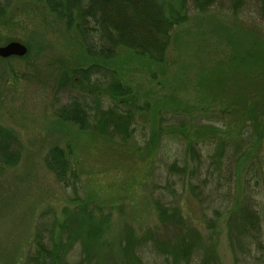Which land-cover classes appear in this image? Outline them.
I'll use <instances>...</instances> for the list:
<instances>
[{"label":"rangeland","instance_id":"374dc122","mask_svg":"<svg viewBox=\"0 0 264 264\" xmlns=\"http://www.w3.org/2000/svg\"><path fill=\"white\" fill-rule=\"evenodd\" d=\"M235 13L221 8L191 13L187 23L174 30L166 66L154 77L135 62L129 66L124 80L131 84L138 104L150 107L138 116L140 124L127 143L132 153L93 134L79 133L72 123H59L55 110L72 96L67 90L58 94L59 79L66 65L76 67L81 62L83 42L42 1H10L0 16V47L19 42L28 53L0 59V128L13 133L22 145L19 163L0 175V264H25L42 213L53 210L62 221L64 209L74 211L77 206L73 191L64 190L45 165L48 152L56 146L70 152L77 163L79 199L110 213L104 236L108 244H118L125 226L139 237L155 228L154 202L163 196L181 208L207 245L217 246L221 264H235L223 210L216 231L209 230L205 219L214 220L216 212L202 208L191 193L192 186L218 189L219 196L225 193V176H212L216 147L200 142L195 148L200 156L194 157L185 136L165 130L212 126L234 147L233 152L264 132V71H252L259 66L247 56L254 53L261 57L256 60L263 61L264 12L245 3ZM247 103L256 109V122L245 118ZM156 132L161 133L158 139ZM260 143L264 153V136ZM152 147L154 154L149 155ZM251 153H256L254 148ZM241 157L243 162L244 154ZM175 162L186 168L184 175L169 170ZM242 162L233 166L235 171L245 168ZM234 183L239 189L231 196L235 201L242 192L241 181ZM261 183L255 197L264 209V179ZM75 250L78 254L79 245ZM145 252L153 262L162 261ZM115 254L111 252L110 258L116 259ZM100 259L95 257L97 262ZM110 260L107 264L114 263Z\"/></svg>","mask_w":264,"mask_h":264},{"label":"trees","instance_id":"16d2710c","mask_svg":"<svg viewBox=\"0 0 264 264\" xmlns=\"http://www.w3.org/2000/svg\"><path fill=\"white\" fill-rule=\"evenodd\" d=\"M10 1L0 0V16L5 15ZM34 1H42L83 42L79 44L84 53L81 62L76 67L66 65L59 79L58 94L67 90L73 96L70 102L55 110L59 123H72L79 127V133L93 134L107 145L130 152L127 143L140 124L138 116L148 112L150 107L148 103L138 104L131 84L124 80L129 66L135 62L139 70L147 69L153 77L163 71L174 30L186 24L191 13L206 14L221 8L236 15L235 11L241 10L245 3L264 12V0ZM247 56L253 59L249 60L253 65L259 66L252 71L258 73L260 68L264 71L263 57L262 61L256 60L261 57L254 53ZM75 92H78V99H75ZM104 104L108 107L103 108ZM253 106L244 105L249 108L245 118L252 117L255 121L258 114L251 108ZM165 130L185 136L188 152L194 157L200 156L195 149L200 142L216 147L213 156L216 169L212 176L214 173L221 178L225 176L222 178L225 193L219 196L218 189L205 191L201 186H192L191 193L202 208L206 206L216 212L214 220L205 219L209 230L216 231V221L223 210L235 264H264V209L255 197V193L262 190L264 179V153L259 149L264 132L252 136L243 143L241 150L233 152L234 147L219 137L218 130L212 126L196 131L182 125L178 128L168 126ZM160 134L156 132L154 139ZM253 148L256 153H251ZM21 152L18 138L0 128V175L5 168L19 163ZM150 154H154V150ZM243 154L245 163L242 162ZM238 161L245 165L242 171L233 168ZM45 165L64 190L73 191L77 206L74 211L64 209L62 221L53 210L40 215L25 264H107L110 259L114 262L110 264H221L217 246L207 245L181 208L165 201L163 196L154 202L158 220L155 228L139 237L132 227L125 226L118 244H108L104 236L109 229L110 213L79 199L80 175L72 154L53 147L45 158ZM169 170L180 175L186 172L177 162ZM234 180L241 181L242 192L235 201L231 196L239 189L235 188ZM206 193L207 199H203ZM78 245L80 250L76 254ZM145 250L162 261L153 262L145 256ZM111 252L116 253V259L110 258ZM95 257L101 258L100 261Z\"/></svg>","mask_w":264,"mask_h":264},{"label":"water","instance_id":"95a60500","mask_svg":"<svg viewBox=\"0 0 264 264\" xmlns=\"http://www.w3.org/2000/svg\"><path fill=\"white\" fill-rule=\"evenodd\" d=\"M27 53V47L19 42H11L6 46L0 47V58L2 59H8L11 57L22 58L25 57Z\"/></svg>","mask_w":264,"mask_h":264}]
</instances>
